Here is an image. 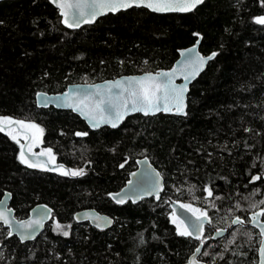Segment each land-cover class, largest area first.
Listing matches in <instances>:
<instances>
[{
  "label": "trees",
  "instance_id": "16d2710c",
  "mask_svg": "<svg viewBox=\"0 0 264 264\" xmlns=\"http://www.w3.org/2000/svg\"><path fill=\"white\" fill-rule=\"evenodd\" d=\"M260 16L261 0H205L190 13L133 7L72 30L51 0L0 2V117L35 123L43 129L35 153L51 148L56 165L84 170L65 176L53 168H29L19 160L21 140L0 132V199L6 190L12 193L19 219L38 203L54 209L53 220L32 242L0 226V264H183L200 241L177 234L170 198L208 211L212 226L205 229L203 252L209 255L202 252L201 260L259 264V231L229 225L236 216L248 222L264 208L251 207L264 200ZM199 38L203 54L217 55L191 85L186 116L136 114L118 129L91 130L70 110L36 103L40 91L61 93L74 83L170 69L180 50ZM141 157L165 177L162 198L115 203L110 193L127 183ZM255 175L261 180L250 182ZM205 187L222 197L215 207ZM85 208L113 217V227L76 222V212ZM219 228L230 230L209 238Z\"/></svg>",
  "mask_w": 264,
  "mask_h": 264
},
{
  "label": "snow or ice",
  "instance_id": "6c2138e0",
  "mask_svg": "<svg viewBox=\"0 0 264 264\" xmlns=\"http://www.w3.org/2000/svg\"><path fill=\"white\" fill-rule=\"evenodd\" d=\"M204 0H52L60 10L61 16L64 18L63 23L69 28L79 27L81 22L91 23L95 20L98 15H102L106 12H116L121 9H128L131 7H147L154 12H170V11H181L188 12L192 11L198 5L202 4ZM261 3L264 4V0H261ZM74 9L71 13L72 20H69V10ZM255 22L258 24H264V16L256 17ZM194 35H199L194 34ZM189 52L193 49H189ZM217 53H212L207 58L197 56L195 60H189L188 66L192 67V71L185 75V80L189 79V76H195V74L203 67L206 63V60H212ZM176 69H172L171 72H158L153 76L152 74H146L139 77H126L115 82H107L104 88H101L100 85H95V93L88 94L84 93L81 97L79 92L75 93L77 96V102L74 104H68L69 107H73L75 110L81 112L82 115L89 117L90 122H92L93 128H98L101 123H108L113 128H116L124 117L131 112H142L144 115L155 114L159 111H175L177 114L186 115L184 108V94L187 91V85L176 86L173 83V76L176 73ZM164 77L166 79H160ZM120 89L119 93L113 95L112 89ZM64 99H68V94H64ZM38 100L43 104H47L48 98L46 94L39 93ZM104 112H108L109 116L105 117ZM99 114V116H97ZM20 125L24 129H35L41 135L43 134V129L40 128L35 123H26L24 121L13 120L10 117H0V132H6L16 143L20 144V140L16 135H13V131H18L15 126ZM246 132L252 131V129H245ZM76 136H86V132H77ZM32 139H35L33 137ZM32 145H29V152H31ZM20 154L19 160L22 164H26L29 168L42 167L45 170L48 169L46 165L37 160L35 163L32 162L26 155L24 149L25 145L20 144ZM32 155H36L32 153ZM39 155L48 156L51 163H55V155L52 152L51 148H48L45 151H42ZM123 167V165H121ZM61 175L65 176H82L84 175V170H65L63 165H59L56 169ZM132 175H135L133 173ZM159 173H156V189L155 194L156 198L160 199L159 192L163 190V186L159 181ZM261 175L252 176L250 182H255L261 180ZM129 184L133 182L128 181ZM194 187V186H193ZM190 192L192 188L188 189ZM179 191V189H178ZM204 191L207 193L206 200L212 198L213 202L212 207H215V200H220L222 197L214 196L213 189L211 187H205ZM256 191H259L258 189ZM152 194V193H149ZM6 199L11 197V193L5 194ZM119 197V198H117ZM113 199L116 200V203L122 204L125 203L126 198L120 196L119 193L115 194ZM6 199H0V205L6 203ZM135 203V200H133ZM260 205H264V200H260L258 204L254 203L251 205L252 208H257ZM180 208L186 209L191 212L196 218V228L195 231L189 230V225L183 220H179L176 216V213H172V223L176 224L177 234L182 237H190L200 241V246L195 248L196 253L201 252V247L205 244L204 237V224L205 222L211 224V218L208 216V211L201 208L193 207L191 204H180ZM236 208L239 209L240 205L237 204ZM8 209H0V222H3L5 225H9L10 221L8 219L7 212ZM51 210L49 209L48 212ZM231 211V209L229 210ZM261 217H264V208H261L258 212H253L250 217V222L254 226H259L260 236L264 237V223H261ZM95 221H101L106 225L112 223L111 219L106 217L94 216ZM245 220L240 216H236L231 221V225H243ZM42 221L40 219H30L27 221L17 222L15 231L20 236L21 241L33 239L35 236V229L41 226ZM229 225V227H231ZM97 227H100L101 224L97 223ZM56 229L62 230L61 225L57 224ZM32 230V231H29ZM227 229L217 230V236H223L224 232ZM11 236L12 233L9 232ZM63 235L67 236L68 232L63 231ZM214 238V237H209ZM235 240L229 241V243H234ZM236 255L237 253H233ZM259 254L261 257L260 264H264V239L260 241ZM204 256H208L207 251L203 252ZM243 255V253H240ZM221 258L223 256L221 255ZM190 264H197L195 258L190 261Z\"/></svg>",
  "mask_w": 264,
  "mask_h": 264
},
{
  "label": "water",
  "instance_id": "95a60500",
  "mask_svg": "<svg viewBox=\"0 0 264 264\" xmlns=\"http://www.w3.org/2000/svg\"><path fill=\"white\" fill-rule=\"evenodd\" d=\"M5 1V0H0V2ZM52 2V0H51ZM72 2H74V0H72ZM90 2V0H89ZM205 2V0H204ZM203 2V3H204ZM202 3V4H203ZM58 10L59 8L52 3ZM200 4V5H202ZM200 5H198L197 7H199ZM196 7V8H197ZM133 8V7H131ZM128 8V9H131ZM147 8V7H144ZM196 8H194L192 11H194ZM128 9H121L119 11L116 12H106L102 15H98L95 20L91 23H84L81 22L79 27H74V28H69L67 27L66 24H64L67 28L72 29V30H78L80 28H82L85 25H91L94 24L98 19H100L101 17H104L108 14H116L120 11L123 10H128ZM149 9V8H147ZM150 11H152L151 9H149ZM75 11L74 9H70L69 10V20L71 22L72 20V15L71 13ZM192 11H188V12H181V11H170V12H155V13H160V14H165V13H190ZM154 12V11H152ZM60 13V10H59ZM61 15V14H60ZM62 17V16H61ZM63 17H62V21H63ZM200 42H201V38L198 39V41L186 48H183L180 50V55L178 57V59L176 60V62L174 63L173 67H171L170 69H162L159 70L157 72H145V73H141V74H130V75H122L120 77L114 78V79H107L104 81H100V82H95V83H74V84H70L68 85L67 89L64 90L61 93H47L44 91H40L36 94V103L39 107H43V108H48V107H54L56 109L59 110H70L72 112H74L76 115H78L81 119H83L87 125L89 126V128L91 130H99L103 127H110L112 129H118L122 126V124L131 116L136 115V114H141L144 115L142 112H131L129 114H127L124 119L119 122L118 126L116 128H113L110 124L108 123H101L100 126L98 128H93L92 127V122H90V118L86 117L84 115L81 114L80 111L75 110L73 107H69L68 104H74L77 102V96L75 95V93L79 92L81 94V97L84 93H88V94H92L95 93L96 89H95V85H100L101 88H104L107 84V82H115L117 80H121L123 78L126 77H139V76H144L146 74H152L153 76H155L156 73L158 72H171L172 69H176V73L173 76V83L176 86H181V85H187V91L184 94V111L187 115L188 112V96L190 93V89H191V85L198 79V77L207 69L209 63L212 60H206V63L203 65V67L195 74V76H189V79L185 80V75H187L188 73H190L192 71V67L194 66H188V61L189 60H195L197 58V56L200 57H204L207 58L209 55H205L201 52L200 50ZM189 49H193V51L189 52ZM160 79H166L164 77H161ZM120 89L117 88H113L112 89V93L113 95H115L116 93H119ZM39 93H44L46 94L47 98H48V102L47 104H43L40 100H38V94ZM67 93L68 94V99L65 100L64 99V94ZM160 113H165V114H174V115H178V116H186V115H181V114H177L174 110L170 111V112H166V111H159L156 112L155 114H149L147 116H154V115H158ZM103 115L105 117L109 116L108 112H104ZM97 116H99V114H97ZM146 116V115H144ZM133 173H135V175H132ZM156 173H159V181L160 184L163 186V190L159 192V197L160 199L162 198L165 189H166V180L165 177L163 176L162 172L154 165V163L150 160L149 157H141L137 159V168L135 170H133L132 172H130L129 174V180H131L133 183L129 184L128 181L127 183L118 191L112 192L110 193V197L111 199L116 203V200L113 199L112 197L119 193L120 196L125 197L126 201L125 203H127L128 201L133 202V200H135V203H139L140 201H142L143 199H147V198H154L156 200H160L156 198V194H155V189H156V181H157V177H156ZM6 193H11L9 190H6L2 196L1 199H6L5 194ZM152 193V194H149ZM12 193H11V197L6 199V203L4 205H0V209H8L9 211L7 212L8 215V219L10 221L9 225H5L3 224V222H0V226H3L5 228L8 229L9 232L12 233L11 236L15 235L17 236V238L21 241L20 236L16 233L15 228L17 225V222H21V221H27L30 219H40L42 221L41 226H39L37 229H35V236L33 239H28V240H24L21 242H32L34 240H36L45 230L47 225L53 220V213H54V209L52 206H50L47 203H38L36 204L34 207H32V209L29 212V215L26 218L23 219H19L16 214H15V210L14 208L11 206V201H12ZM119 198V197H117ZM170 205H171V209L173 212L176 213V216L178 217V220H183L185 221L186 224L189 225V230L190 231H195L196 228V218L195 216L192 215L191 212L187 211L186 209H182L180 208V201L178 200H174V199H169ZM122 203V204H125ZM51 210L50 212H48V210ZM258 212V211H257ZM252 215V214H251ZM250 215V217H251ZM94 216H100V217H106L108 219L112 220V223L110 225H106L101 221H95L93 219ZM209 216V215H208ZM210 217V216H209ZM211 218V217H210ZM75 220L78 223H84V222H88L90 223L92 226L97 227L96 224L100 223L101 226L97 227L99 229H109L111 227H113L115 220L113 217H111L110 215L100 212L95 208H85L82 210H79L76 212L75 214ZM212 221V219H211ZM261 223H264L263 218L261 217ZM239 225V224H238ZM238 225H231V227H236ZM243 225H250L253 226L254 228H256L259 233H260V228L259 226H254L250 220L248 222H245ZM212 223L209 224L207 222H205L204 224V235H205V229L206 227H211ZM219 229H227V231L224 232L223 236H225L226 234H228L229 232V228H219ZM219 229H215L213 232L212 237H214L213 239H219L223 236H217V230ZM32 231V230H29ZM264 239V237L261 236V240ZM200 246V244H199ZM198 246V247H199ZM260 248V246H259ZM204 246L201 247V252L200 253H196L195 251L190 255L189 259L183 263V264H190V261L193 260V258L196 259L197 264H208L207 262L201 260L200 256L203 252ZM258 256H259V264L261 261V257L258 251Z\"/></svg>",
  "mask_w": 264,
  "mask_h": 264
},
{
  "label": "rangeland",
  "instance_id": "374dc122",
  "mask_svg": "<svg viewBox=\"0 0 264 264\" xmlns=\"http://www.w3.org/2000/svg\"><path fill=\"white\" fill-rule=\"evenodd\" d=\"M15 128L18 131H13V135H16L18 139L21 140V144L25 145V153L28 156V158L32 162H36L39 160L44 165H46L47 168H53L56 169L58 165L56 163H51L48 156H41L40 153H35V146H37L39 143H41L42 135L37 132L35 129H24L20 125L15 126ZM35 137V139H32ZM32 145L31 152H29V145ZM45 151V150H43ZM32 153H35L36 155H32ZM65 170H68V168L64 167Z\"/></svg>",
  "mask_w": 264,
  "mask_h": 264
}]
</instances>
